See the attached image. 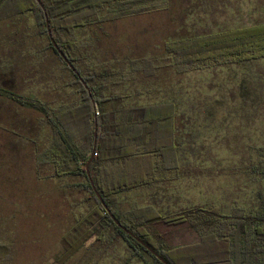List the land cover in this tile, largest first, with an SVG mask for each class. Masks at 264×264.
I'll return each instance as SVG.
<instances>
[{
	"label": "trees",
	"instance_id": "obj_1",
	"mask_svg": "<svg viewBox=\"0 0 264 264\" xmlns=\"http://www.w3.org/2000/svg\"><path fill=\"white\" fill-rule=\"evenodd\" d=\"M197 1L190 15L192 9L182 8L173 18L184 32L163 41L159 52L132 55L99 50L103 26L171 11L174 0H40L41 5L36 0H0V19L32 14L39 34L47 39L44 49L56 62L40 96L4 89L5 96L40 114L41 133L28 127L37 164L51 165L53 178L78 179L75 185L86 189L92 200L60 236L56 264H64L90 240L110 245L119 239L128 247L126 261L138 257L149 264L147 255L152 264H163L104 209L86 174L91 156V181L111 213L168 264H264V144L248 145L244 162L230 165L231 174L222 171L238 184L233 192L226 190L228 185L222 187L213 203L175 210L152 204L119 206L120 193L172 180L182 163L191 162L180 125L186 74L264 59V21L198 32L204 27L200 20L224 0ZM46 19L54 41L79 75L50 42ZM78 32L87 34L79 37ZM188 101L193 107L194 101ZM189 146L192 151L193 144ZM186 229L199 240L176 241L174 235Z\"/></svg>",
	"mask_w": 264,
	"mask_h": 264
},
{
	"label": "rangeland",
	"instance_id": "obj_2",
	"mask_svg": "<svg viewBox=\"0 0 264 264\" xmlns=\"http://www.w3.org/2000/svg\"><path fill=\"white\" fill-rule=\"evenodd\" d=\"M193 1L174 0L171 11L105 24L100 30L104 40L99 50L132 55L159 52L163 41L185 31L173 18L180 16L177 11L182 8L192 9L187 12L190 15L198 2ZM219 2L223 5L200 20L204 27L197 28L198 32L264 21V0ZM78 33L79 37L87 34ZM46 46L47 39L39 34L32 14L0 19V264H56L60 236L92 203L86 189L75 185L78 179L53 178L51 165L37 164L28 127L31 133H41L40 114L4 93L6 89L24 96L41 95L42 85L46 78L50 80L49 71L56 64ZM186 75L190 77L181 82L184 114L180 125L191 162L182 163L172 180L120 193L119 206L123 209L152 204L175 210L213 203L222 187L228 185L226 190L233 192L238 184L234 176L227 178L222 171L233 173L230 165L244 162L248 145L264 144V59ZM175 235L176 241L199 240L187 229ZM119 241L103 245L90 240L64 264H145L138 257L126 261L128 247Z\"/></svg>",
	"mask_w": 264,
	"mask_h": 264
},
{
	"label": "water",
	"instance_id": "obj_3",
	"mask_svg": "<svg viewBox=\"0 0 264 264\" xmlns=\"http://www.w3.org/2000/svg\"><path fill=\"white\" fill-rule=\"evenodd\" d=\"M38 2V4L41 5L40 0H36ZM46 30H47V34L48 37L50 39V42L52 43V45L54 46V48L56 49V51L59 53V55L63 58V60L67 63V65L69 66V68L75 72L77 75H79V73L76 71L75 67L72 65V63L70 61H68V59L64 56V54L62 53V51L59 49L58 45L56 44V42L54 41L52 35H51V31L49 28V22L46 19ZM82 84L85 86V88H87V85L85 84V82L81 79ZM94 139H96V130L94 131ZM92 156L89 158L87 164H86V174L89 178V181L91 183V186L94 190V193L96 195V197L99 199V201L101 202L102 206L104 207V209L106 210V212L108 213V215L110 216V218L115 222L116 225H118L122 230H124L127 234L135 237V239L137 241H139L145 248H147L152 254H154L163 264H168L161 256H159L153 249H151L148 245H146L139 237L135 236L131 231H129L127 228H125L124 226H122L119 221L115 218V216L111 213L110 209L107 207V205L105 204V202L103 201V199L101 198L100 194L96 191L93 182L91 181L90 178V173H89V169H88V163L90 162Z\"/></svg>",
	"mask_w": 264,
	"mask_h": 264
}]
</instances>
